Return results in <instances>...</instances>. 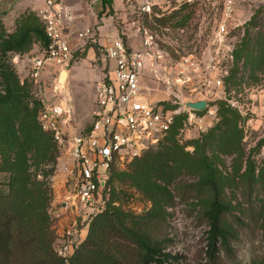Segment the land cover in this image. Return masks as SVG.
<instances>
[{
  "label": "rangeland",
  "instance_id": "rangeland-1",
  "mask_svg": "<svg viewBox=\"0 0 264 264\" xmlns=\"http://www.w3.org/2000/svg\"><path fill=\"white\" fill-rule=\"evenodd\" d=\"M108 2L111 10L105 12L103 9L99 13V23L110 28V34L106 35L108 42L113 37L111 34L115 33L132 48H140L144 32L138 31L137 24L145 21L144 24L154 33L158 45L169 54L171 61L176 63L183 56L192 55L191 61L198 62V70L188 68L191 81L177 90L179 96L173 97L170 102L176 100L177 103L171 104L184 109V103L192 101L190 99H205L207 108L200 113L195 110L196 118L192 123L188 120L189 113L182 111L174 131L167 139L164 138V145L155 147L150 154L158 156L165 147L175 146L182 156L187 153L192 155L198 147L205 145L203 148L221 179L223 199L231 206V212L226 214L223 223L235 233L231 240L233 254L229 255L221 248L216 261L218 264H264V66L251 71L250 64L243 65L244 57H235L236 50L243 46L242 39L247 31L253 34L258 30L264 31V3L241 0L242 22L236 21L237 25H230L223 40L218 34V25L222 21V0L173 2L168 12L185 4L187 6L176 20L163 28L152 27L154 23L150 17L144 20L138 0ZM30 12L33 11L21 13L16 20L6 19L0 13V21L6 32H13L22 21V16ZM256 16L257 22L262 21L260 27L251 24ZM34 21L32 26L36 28L37 22ZM95 38V42L89 41L75 51L73 66L69 67V71L84 69L86 74L82 78L78 75L61 83L58 81L60 72L56 76L57 84L62 85L59 88L61 92L56 91L55 76L49 72H44L38 78L30 74L31 57L44 47L41 40L34 42L32 48L24 52L0 50V64L5 62L12 66L20 85L29 90L27 100L29 106L36 109V119L40 125V114L44 108L54 106L65 98L72 109L75 127L83 130L91 126L96 108V85L108 68L104 49L111 42H101L97 32ZM89 49L95 50V54L90 56ZM253 54L257 56L259 49L255 48ZM237 65L236 84L230 78ZM1 79L0 72V93H5ZM153 83L149 85L142 81L147 95L150 97L156 90L162 96L152 100L167 98L164 87L155 81ZM226 120L230 121L228 127L217 128ZM210 132L214 141L205 140ZM53 136L52 143L58 152L55 163L43 162L36 166L31 153L27 155L22 150L18 154L8 151L10 158L5 160L0 151V194L16 195L14 202L19 217L14 230L11 264H104L101 254H113L124 264H139L137 245L129 237L122 240L114 235V227H121L122 224L131 231L143 230L154 238L165 239V252L171 257L166 258L163 264H211L207 257L209 224L204 212L212 200V193L200 185L204 178L201 170L188 161L175 162L173 166L174 160L171 159V176L163 179L156 167L141 170L147 159L144 153L141 158L123 165L115 164L109 173L111 191L108 211L82 221L73 214L72 209H63L60 203L69 198L65 194L63 197L57 194L56 180L72 161ZM25 156L28 160L27 171L24 169L26 161L21 167ZM15 179L16 184L21 186L18 187L19 195L12 190L11 181ZM70 179L69 176L65 181L68 191L71 190ZM23 192L27 195L22 194V198H19ZM109 210H114L112 214L117 213L122 224H107L110 230L98 233L96 239L92 234L87 241L86 238L100 220L111 218ZM152 212L156 213L152 215ZM75 220L80 233L76 232L75 236L80 241L84 240V245L74 259L62 260L56 255L57 242ZM93 240L97 241L96 248L90 245Z\"/></svg>",
  "mask_w": 264,
  "mask_h": 264
},
{
  "label": "built area",
  "instance_id": "built-area-1",
  "mask_svg": "<svg viewBox=\"0 0 264 264\" xmlns=\"http://www.w3.org/2000/svg\"><path fill=\"white\" fill-rule=\"evenodd\" d=\"M176 1L138 0V8L141 14L154 10L163 14ZM236 3L237 0H222L218 34L223 40L228 34ZM37 15L48 41L40 53L31 57L30 74L38 78L49 72L55 76L56 91L61 92L57 84L59 72L69 70L75 51L89 41H96L95 32L91 27L75 30V35L84 43L73 50L69 31L76 24V18L70 6L62 0H43ZM137 27L138 31L144 32L140 48H132L119 35L105 46L108 68L96 85V108L89 128L81 130L75 127L72 109L65 98L54 106H46L40 114L43 127L52 131L73 163L74 190L62 208L72 209L82 221H88L106 208L111 191L109 173L113 165L130 162L157 146L182 111L189 113L190 123L196 118L195 110L186 103L182 109L171 104L177 103L176 100L170 101L179 96L177 90L191 81L188 68L198 70V62L191 61L190 55L174 63L144 22H138ZM143 77H151L162 85L168 97L152 100L142 86ZM76 232L77 220L65 229L57 242L56 251L65 260L70 259L79 247L80 239L75 236Z\"/></svg>",
  "mask_w": 264,
  "mask_h": 264
},
{
  "label": "trees",
  "instance_id": "trees-1",
  "mask_svg": "<svg viewBox=\"0 0 264 264\" xmlns=\"http://www.w3.org/2000/svg\"><path fill=\"white\" fill-rule=\"evenodd\" d=\"M103 1L105 5L104 11H110L111 8L107 6V4H109L108 0ZM186 6L187 4L171 12H163V14L154 10L152 13H144L143 17L144 20L148 17L152 18V22L154 23L152 27L163 28L170 22L176 20L181 10ZM157 13H160V15ZM256 18L257 16L252 18L251 24H254L255 27H260L262 21L257 22ZM29 19L30 22H28ZM21 20L22 21L17 24L16 30L13 32H6L2 22L0 21V50H4V52L8 50L13 52H24L31 49L33 43L37 42V40H41L42 45L47 43L48 39L45 29L38 15L34 11L22 16ZM34 20L37 22L36 28L32 26L35 24ZM242 43L243 46L236 50L237 54L235 53V57H244L245 62L243 65L247 66L250 64L251 71H253V69L254 71L262 69L264 66V31L258 30L254 34L251 31H247L242 39ZM255 48L259 49V54L257 56H254L253 54ZM0 66L2 76L1 81L5 88V93H0V151L3 154V157L5 160H8L10 158V153H8V151L17 152L18 154L19 151L22 150L24 154L26 153L28 155V153H31V159L36 166L43 162L52 161L55 163L58 157V152L56 145L52 143L51 135L53 136V133L50 130H45L42 124L40 125L37 121L36 109L30 107L29 101L27 100L30 94L29 90L20 85L18 76L12 66L5 62H2ZM238 68L239 65L233 69L232 76L230 78L231 82H235L236 84L238 83ZM253 74L254 72L251 73V75ZM197 112L200 113L201 111ZM179 118L180 116H177L175 123L169 130L165 139H167L174 131ZM226 121L225 123L218 124L217 128L228 127L230 121ZM211 133L212 132H210L208 137L205 138L206 141H214V138L210 136ZM164 142L166 141H161L155 147L160 148L164 145ZM203 146L198 147L194 154L189 155L187 153L185 156H182L179 153L178 148L175 146H170L168 149L165 147L159 152L158 156H151L150 153L155 148L152 147L146 150L143 154L144 156H147V159L143 162L141 170L148 167H156L162 174L161 178L168 179L171 176V159L174 160L172 163L173 166L175 162L181 163L188 161L189 163H192L196 169L201 170L204 178L200 182V185L210 190L212 193V200L204 212V216L209 224L207 257L209 258L211 264H218L216 258L221 248L229 255L233 254L231 240L234 238L235 233L223 223V219L226 214L231 212V206L223 199L220 184L221 179L218 176V171L210 161V158L206 154ZM14 156L16 157L15 154ZM138 158H141V156ZM15 160L17 159L15 158ZM158 160L160 162L156 163ZM25 161L26 167L24 169L27 171L28 160L26 156L21 167L25 164ZM16 183V179L11 181V186L12 190L19 195L20 190L18 187L21 188V186ZM22 194L27 195L26 192H23L20 194L19 198H22ZM15 197V194H0V264H11L13 259L12 245L15 236L14 230L19 219L18 211L15 206L16 202H14ZM108 205L109 203L107 204V207L97 215L101 216L102 213L105 214L108 211ZM113 211L114 210H109L108 212V214L111 215L109 216L111 218L100 220L97 226L91 230L88 235L89 237L86 238L87 241L92 238V234L93 238H95L98 233L110 230L107 224H122L117 213L112 214L114 213ZM155 213L156 212H152L151 214L153 215ZM114 229L116 232V234H114L116 238L123 240L129 237V239L137 245L138 250L140 251L139 264H163L166 258L171 257L167 252H165L167 248L165 239L154 238L143 230L131 231L123 224L121 227L115 226ZM83 241L84 240L80 241L79 247L70 259H74L77 256L80 248L84 245ZM91 242L92 243H90V245H95L96 248L98 245L97 241L93 240ZM56 255L60 259L65 260L63 257L58 255L57 251ZM100 257L104 261V264H124L113 254H101ZM84 264H88V262H84Z\"/></svg>",
  "mask_w": 264,
  "mask_h": 264
},
{
  "label": "crops",
  "instance_id": "crops-1",
  "mask_svg": "<svg viewBox=\"0 0 264 264\" xmlns=\"http://www.w3.org/2000/svg\"><path fill=\"white\" fill-rule=\"evenodd\" d=\"M67 6H70L71 9L74 12L75 18H76V24L72 26V28L69 31L70 39H71V46L73 50H76V48L80 45H82L84 42L81 41L76 35L75 30L77 29H84L88 27H93L95 29V32L100 37V41L104 43H109L112 41L117 35L115 36V33L111 34L113 37L111 40H107L106 35L110 34V28L108 25H104L102 23H99V13L103 11L104 9V1L103 0H62ZM241 0H237L236 3V10L233 18L229 21L230 25H237L236 21L242 22L241 14L243 13L241 10ZM258 2L262 1L264 3V0H256ZM43 6V0H0V13H3L4 17L6 19L8 18H16L21 15V13L26 12L27 10H32L34 12H38V10ZM107 12V11H106ZM105 21V20H103ZM232 21V22H231ZM88 54L94 55L95 50L89 49ZM105 64L107 65L108 62L106 61ZM73 66V65H72ZM76 70V69H75ZM68 70V79L71 77L80 76L81 78L83 75L86 74V71L84 69H78L77 71ZM82 70V71H81ZM81 71V72H79ZM67 79V80H68ZM144 83H148L149 85L152 84L154 81L151 80L149 77H144L142 79ZM154 84V83H153ZM155 92H152L150 95V98H157L159 96H162V93L159 91L154 90ZM193 100V99H190ZM196 100V99H195ZM70 168V170H69ZM70 176L71 180V190L68 191L66 187V180L68 181V177ZM75 172L73 168V163L70 164L67 170H62L60 172V175L58 179L56 180V191L57 194L60 195V197H63V195L66 198H70L73 194L74 190V179ZM60 203H64V200H62Z\"/></svg>",
  "mask_w": 264,
  "mask_h": 264
},
{
  "label": "water",
  "instance_id": "water-1",
  "mask_svg": "<svg viewBox=\"0 0 264 264\" xmlns=\"http://www.w3.org/2000/svg\"><path fill=\"white\" fill-rule=\"evenodd\" d=\"M64 73L65 75L63 76ZM67 79H68V72L66 70H61L58 81L66 83ZM186 105L193 110L204 111L208 106V102L205 99H198V100L187 101Z\"/></svg>",
  "mask_w": 264,
  "mask_h": 264
},
{
  "label": "bare ground",
  "instance_id": "bare-ground-1",
  "mask_svg": "<svg viewBox=\"0 0 264 264\" xmlns=\"http://www.w3.org/2000/svg\"><path fill=\"white\" fill-rule=\"evenodd\" d=\"M66 70V69H65ZM67 72H68V70H66ZM65 75V73L63 74V76ZM61 83H64V82H61ZM60 86H62V85H60Z\"/></svg>",
  "mask_w": 264,
  "mask_h": 264
}]
</instances>
